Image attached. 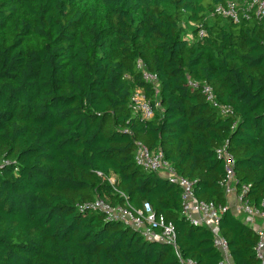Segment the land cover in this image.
Returning <instances> with one entry per match:
<instances>
[{
    "label": "trees",
    "instance_id": "obj_1",
    "mask_svg": "<svg viewBox=\"0 0 264 264\" xmlns=\"http://www.w3.org/2000/svg\"><path fill=\"white\" fill-rule=\"evenodd\" d=\"M236 5L239 22L216 13ZM252 0H0V264H180L101 212L98 199L172 222L185 259L218 264L213 233L182 216L181 188L135 162L136 143L226 208L224 146L237 190L264 200V22ZM204 31V37H200ZM159 79L158 95L137 68ZM188 79L233 107L223 117ZM141 89L150 121L130 107ZM114 179L112 180V178ZM246 217V216H245ZM226 210L235 264H258V235Z\"/></svg>",
    "mask_w": 264,
    "mask_h": 264
},
{
    "label": "built area",
    "instance_id": "obj_2",
    "mask_svg": "<svg viewBox=\"0 0 264 264\" xmlns=\"http://www.w3.org/2000/svg\"><path fill=\"white\" fill-rule=\"evenodd\" d=\"M256 8L255 17L258 21L264 22V0H252L247 10L248 13ZM216 13L226 19L239 22L236 5L228 2L227 7H219ZM200 37H204V31H200ZM137 68L142 71L143 79L152 84L158 95L159 79L156 74L149 73L142 61H138ZM188 84L193 90H198L210 104L223 117L235 116L233 107L222 104L213 88L204 83L188 79ZM130 107L134 113L140 115L142 121H150L155 115V109L160 107L158 102L151 105L146 94L141 89L134 91L130 98ZM155 108V109H154ZM217 158L224 164L225 178L221 185L227 199L236 198L235 211L239 215L246 216L247 225L252 227L258 235V243L255 248V258L258 264H264V200L259 208H253L244 201L248 191L247 186H242L240 192L237 190L235 176L236 160L227 151V147L217 151ZM135 162L145 172L158 174L162 179L177 185L181 188L182 216L190 225L209 229L213 233V247L220 255L218 264H235L231 256L229 243L220 233V222L223 213L230 209L216 206L213 203L199 201L195 195V184L177 174L173 166L164 159L161 153L151 152L144 144L136 143ZM101 212L107 216L108 221H119L132 228L146 242L160 243L173 249L180 264H197L192 259H185L179 252L177 245V232L172 222H168L164 216L157 215L149 203H144L139 210H133L127 206L117 205L112 207L108 202L98 199L92 204L81 208V211Z\"/></svg>",
    "mask_w": 264,
    "mask_h": 264
},
{
    "label": "crops",
    "instance_id": "obj_3",
    "mask_svg": "<svg viewBox=\"0 0 264 264\" xmlns=\"http://www.w3.org/2000/svg\"><path fill=\"white\" fill-rule=\"evenodd\" d=\"M228 200V205H229V207H230V210H231V212H232V214L235 216V217H242V216H244V215H239L238 213H236V211H235V206H236V198L235 197H231V198H229V199H227ZM245 217V216H244ZM247 217H245V219H246ZM246 223H247V221H246ZM249 226V225H248ZM250 227V226H249ZM250 228H252V227H250ZM253 229V228H252ZM254 230V229H253Z\"/></svg>",
    "mask_w": 264,
    "mask_h": 264
},
{
    "label": "rangeland",
    "instance_id": "obj_4",
    "mask_svg": "<svg viewBox=\"0 0 264 264\" xmlns=\"http://www.w3.org/2000/svg\"><path fill=\"white\" fill-rule=\"evenodd\" d=\"M114 179V177L112 178V180Z\"/></svg>",
    "mask_w": 264,
    "mask_h": 264
}]
</instances>
